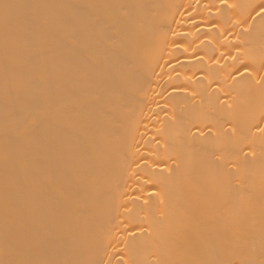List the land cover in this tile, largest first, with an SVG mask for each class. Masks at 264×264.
Masks as SVG:
<instances>
[{"label": "bare ground", "instance_id": "bare-ground-1", "mask_svg": "<svg viewBox=\"0 0 264 264\" xmlns=\"http://www.w3.org/2000/svg\"><path fill=\"white\" fill-rule=\"evenodd\" d=\"M0 264H264V0H0Z\"/></svg>", "mask_w": 264, "mask_h": 264}]
</instances>
